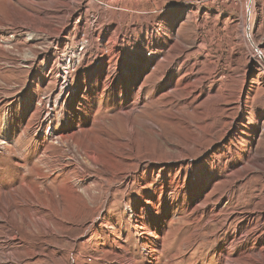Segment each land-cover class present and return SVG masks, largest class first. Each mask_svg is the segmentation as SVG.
Instances as JSON below:
<instances>
[{"label":"rangeland","instance_id":"374dc122","mask_svg":"<svg viewBox=\"0 0 264 264\" xmlns=\"http://www.w3.org/2000/svg\"><path fill=\"white\" fill-rule=\"evenodd\" d=\"M244 2L0 0V264H264ZM250 25L264 56V0ZM64 57L69 96L47 80Z\"/></svg>","mask_w":264,"mask_h":264},{"label":"bare ground","instance_id":"6f19581e","mask_svg":"<svg viewBox=\"0 0 264 264\" xmlns=\"http://www.w3.org/2000/svg\"><path fill=\"white\" fill-rule=\"evenodd\" d=\"M192 1L193 0H186V2H192ZM244 3H245L243 5L244 11H245V15H244V22H245V25H244L245 26L244 36L249 41V43H250L253 51L256 53V61L255 62H257V65L260 68V70H262L264 72V56L262 55V53L258 49V47H256L253 44L252 39H251V36H252V26L250 25V19H251V16H252V9H253V6H254V0H245ZM22 31L23 32H21V34L24 37H26L27 39L29 37H31L30 30L29 29L22 30ZM14 39H15V35H13L11 37V40H14ZM64 59H65V57L62 59L61 63L58 64V67L59 68L57 69L56 73L51 71L48 74V76H47V80H48L49 83L52 82V81H55L54 79H56V77H57L56 85L58 87V90H60L59 91V96L63 92H66L67 93V96H69V94L71 92V87L69 86V79H70V71H71V69H73V66H74L73 63L74 62H73V59L71 57H69L67 63H65ZM139 93H140V89L137 92V95H138L137 98L139 97ZM58 98L59 97H52V96H48L47 97L46 104H45L46 105V108H43L40 111V113L42 111H44V117H43V120L41 119L42 122L38 123V126H37L38 129H43L46 126L49 127V126H51L53 124V121L52 120H54V119L52 118L53 116L51 117V113H54V110L57 107ZM82 99H83V97H82ZM79 106H81L80 101H79ZM131 113H133V111ZM40 115L41 114H39V117H40ZM43 133H44V135H43V144L42 145H38V149L42 151L41 152V156H43L45 154V151L48 148H50L53 145H55V143L51 139L52 137L51 136L48 137L47 130L44 131ZM3 144L4 143L0 144V147H2ZM2 149H4V148L2 147ZM86 157H87L88 162H90L92 165H97L98 164V161L96 159L97 157H96L95 152L93 150L89 151L87 153ZM82 183L84 184L83 181H82ZM30 192H32V191H30ZM41 208H42L43 211L46 210V208H44L42 206H41ZM44 228H46V227H44ZM43 231H45V230H43ZM14 240H16V239H14ZM235 241H234V243H235ZM234 243H233V245H234ZM229 248L231 250L232 249V245ZM219 261L221 262L219 264H232V261H230L229 259H226V258H220Z\"/></svg>","mask_w":264,"mask_h":264}]
</instances>
